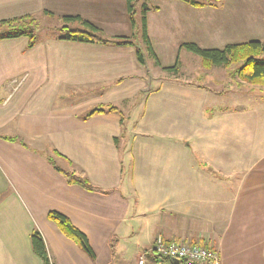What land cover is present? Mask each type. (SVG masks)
Listing matches in <instances>:
<instances>
[{"label": "crops", "instance_id": "1", "mask_svg": "<svg viewBox=\"0 0 264 264\" xmlns=\"http://www.w3.org/2000/svg\"><path fill=\"white\" fill-rule=\"evenodd\" d=\"M152 1L147 28L156 55L157 36L167 27L162 22L152 26L149 16L165 15V8L170 9L168 22L181 29L195 28L201 24L198 16L208 15L201 27L213 48L264 41V25L253 28L263 32L260 38L243 37V1L211 6ZM253 4L262 6L264 0ZM46 12L80 16L105 37H131L134 31L126 0H0V21ZM28 44L27 37L0 40V264H44L32 249L35 229L51 264H137L142 257L146 264H159L150 255L159 235L167 242L192 240L211 248L221 264H264V89L249 90L261 95L252 104L237 101L232 86L230 103L199 106L201 116L190 136L176 126L172 135L150 133L144 119L165 89H207L194 83L168 85L178 81L171 78L156 91H143L149 70L138 60L136 46L51 37L31 49ZM145 94L144 115L128 134L122 108L140 103ZM109 105L122 114L84 119L94 108ZM158 139L170 150L160 144L153 148ZM186 139L191 143H178ZM52 148L62 156L55 160L60 168L84 171L108 193L68 184L47 160ZM51 211L66 215L88 236L95 261L48 219Z\"/></svg>", "mask_w": 264, "mask_h": 264}, {"label": "rangeland", "instance_id": "2", "mask_svg": "<svg viewBox=\"0 0 264 264\" xmlns=\"http://www.w3.org/2000/svg\"><path fill=\"white\" fill-rule=\"evenodd\" d=\"M195 1L200 4L211 6V4L215 5H223L228 4V0H190ZM239 1H243L240 3V16L247 23L245 24V32L242 34L246 39L248 37L254 36L260 38L263 36V32L258 31L253 28H260L264 25V5L262 4H253V0H237L236 4L239 5ZM227 2V3H226ZM151 6L153 5L152 0H139L135 4L136 12L134 14L135 21L137 23V28L133 31V35L131 36L136 41L139 40L141 43L143 51L146 53V49L143 43V6ZM25 8L23 4L22 10ZM170 11V9H169ZM168 11V13H169ZM167 13V8H165V15H157L155 13H151L149 16V22L153 26L157 22H162L163 26L167 27L163 32H159L157 36V40L160 43L156 44L157 57H159L160 65L156 64L155 59L146 55L147 66L149 71L153 74L152 80V89L153 91L158 90L163 81L170 80L171 78L177 79V83H169L178 84L179 86L184 83H194L199 84L205 87V89H212L214 92L213 97L207 93H200L190 89L183 90H168L165 89L164 93L161 94L162 100L155 101L151 105V109H149V113L147 117L144 119V130L150 133H162L165 135H172L175 131V126L180 129L183 135L190 136V133L193 132L194 122L201 116L199 111L201 105H205L204 103H212V102H220V103H230L232 101V94L228 90L230 87L234 86L235 90L239 93L235 95L239 96L237 101L244 103H253L255 101L261 100V95L256 93H249L251 86L248 83H242L237 79H231L225 68L223 67H215L212 69H207L202 66L201 58L188 51L185 48H182L179 43H184L186 41H193L201 48L207 49H217L213 48V44L210 43L211 40L206 37L205 30L202 29L201 26H204L202 23L205 21H209L210 17L204 14L203 16H198V22L201 24L195 25V28L190 24L189 29L188 26L183 29L174 26V22H168L166 17H169ZM148 15V14H147ZM184 15V14H182ZM244 15V16H243ZM25 16V15H23ZM33 16V15H31ZM181 15H177V18H181ZM189 17L188 15L183 16ZM21 17V16H20ZM39 20V37L40 40L43 38L50 37L54 35L53 33H57L55 28H59L63 25L61 18L58 17H50L44 15L43 13H39L33 16ZM148 17V16H147ZM175 17V16H174ZM195 20V18L193 17ZM191 23L190 18L188 19ZM220 23V16L216 18L215 25ZM72 28H81L78 23L71 26ZM264 30V29H263ZM103 36L104 33L102 32ZM157 35V31H156ZM248 37H246V36ZM219 37V36H218ZM251 40V39H248ZM196 41V42H195ZM260 41V40H258ZM192 42V43H193ZM264 42V41H262ZM191 43V42H189ZM212 47V48H211ZM220 49V48H218ZM223 49V48H222ZM178 64L179 72L175 74L171 71L164 70L166 67H173ZM145 67V66H144ZM189 85V84H186ZM194 88V86H193ZM152 91V90H150ZM225 93V94H223ZM144 100L140 103H136L132 101L122 110L125 113L126 121V131L128 134L134 133L138 127L139 120L144 115L145 112V103L148 95H144ZM208 96V97H207ZM152 97V96H151ZM207 97V98H206ZM236 99V98H235ZM224 105V104H223ZM250 105V104H248ZM180 125V126H179ZM156 146L153 148H158V144L161 145V148L165 150L168 149L169 146H163L159 139L156 140ZM178 143H182L183 145H188L191 143L189 139L178 141ZM165 145L167 143H164ZM193 145V143H192ZM121 147H124L123 143H121ZM193 147V146H192ZM122 149V148H121ZM122 155H125V160H127V153L124 149L121 151ZM129 165V164H128ZM151 173V172H150ZM152 177V175L150 176ZM152 256V255H151Z\"/></svg>", "mask_w": 264, "mask_h": 264}, {"label": "trees", "instance_id": "3", "mask_svg": "<svg viewBox=\"0 0 264 264\" xmlns=\"http://www.w3.org/2000/svg\"><path fill=\"white\" fill-rule=\"evenodd\" d=\"M126 1L129 18L133 30H135L137 28V23L134 18V14L136 12L135 4L139 0ZM183 1L188 2L193 6L203 5L195 1ZM149 10L150 9L148 8V6H143V43L146 49V55L155 59L156 64L160 65L159 59L154 52L148 35L147 13L149 12ZM154 10H157V8H154ZM46 14L50 17H53V15L49 12H46ZM61 20L63 22V25L57 29L55 28L57 33H53L54 35H51V38H55L61 41H72L89 44L136 46V43L134 40H132V37L103 36L102 31L99 28L84 20L80 16H63ZM75 23H78L80 26L84 27V29L72 28L70 24ZM39 28V20L31 15L2 20L0 21V40L27 37L29 39L27 48L31 49L35 47L40 41ZM134 36L136 37L135 34L133 35V37ZM181 47L198 55L201 58L203 67L207 69L223 67L226 69L227 74L231 79H237L244 84L248 83L254 90L264 89V42L254 40L240 44H230L223 49H205L199 47L195 43H184L181 45ZM137 57L138 60L145 66L142 53L138 49ZM163 69L171 71L175 74H178L179 72L178 64L174 65L173 67H166ZM106 113L122 114L119 108L116 106H99L91 110L84 117V119H88L98 114ZM61 157L62 156L52 148L50 150V156L47 157V160L57 172L64 176L68 184L80 186L89 192L99 194L108 193L107 190H103L95 186L84 171L77 170L75 168L65 171L60 168L56 164L55 160L56 158ZM68 163L71 164V162ZM47 217L50 221L54 222L58 226L60 231L66 237L73 240L79 246V248L89 256L92 261H95V252L93 250V247L91 246L88 236L83 231L78 229L66 215L60 212L51 211L48 213ZM116 242V238H113L111 241L113 259H117L118 256L114 246ZM31 245L34 253L43 260L44 264H51L43 236L36 229L31 234Z\"/></svg>", "mask_w": 264, "mask_h": 264}, {"label": "built area", "instance_id": "4", "mask_svg": "<svg viewBox=\"0 0 264 264\" xmlns=\"http://www.w3.org/2000/svg\"><path fill=\"white\" fill-rule=\"evenodd\" d=\"M150 255L159 264H175L171 263L172 259L179 261L178 264H221L218 253L211 248L192 240L167 242L161 235L156 237ZM137 264H146L145 258L142 257Z\"/></svg>", "mask_w": 264, "mask_h": 264}, {"label": "water", "instance_id": "5", "mask_svg": "<svg viewBox=\"0 0 264 264\" xmlns=\"http://www.w3.org/2000/svg\"><path fill=\"white\" fill-rule=\"evenodd\" d=\"M136 47L138 50L141 51L142 53V56H143V60H144V64H145V67L147 68V70H149L148 66H147V59H146V55H145V52L143 51L142 47H141V44L139 42L136 43ZM148 78H147V88H145L143 91L145 92H148L150 90H152V80H153V74L148 71ZM171 263H175V264H178L179 261L175 260V259H172L171 260Z\"/></svg>", "mask_w": 264, "mask_h": 264}]
</instances>
